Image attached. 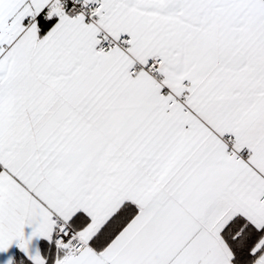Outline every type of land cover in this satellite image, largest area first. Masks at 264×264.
Segmentation results:
<instances>
[{
  "label": "snow or ice",
  "instance_id": "snow-or-ice-1",
  "mask_svg": "<svg viewBox=\"0 0 264 264\" xmlns=\"http://www.w3.org/2000/svg\"><path fill=\"white\" fill-rule=\"evenodd\" d=\"M54 235L51 264H264V0H0V252Z\"/></svg>",
  "mask_w": 264,
  "mask_h": 264
},
{
  "label": "crops",
  "instance_id": "crops-1",
  "mask_svg": "<svg viewBox=\"0 0 264 264\" xmlns=\"http://www.w3.org/2000/svg\"><path fill=\"white\" fill-rule=\"evenodd\" d=\"M34 227H35V225H28V224L25 225L24 232H25L26 238L31 236V234L34 230ZM52 241L50 242L47 239L42 238V237H33L31 242H30V245H29L30 253L32 255L39 253L42 257H44V255L42 253L41 245H42V243L51 244V243H53ZM17 253L22 254L28 260H30L29 256L26 255L23 251H21L20 248L18 247L17 243L14 242L6 252H0V264H7L8 260H11L12 264H14L15 257H16ZM30 261L32 262V260H30Z\"/></svg>",
  "mask_w": 264,
  "mask_h": 264
},
{
  "label": "trees",
  "instance_id": "trees-1",
  "mask_svg": "<svg viewBox=\"0 0 264 264\" xmlns=\"http://www.w3.org/2000/svg\"><path fill=\"white\" fill-rule=\"evenodd\" d=\"M41 248H42V253L44 257L45 256L48 257L49 264H51V259L52 257H54L55 251H56L55 244L54 243H51V244L42 243ZM14 264H33V263L30 260H28L25 256H23L22 254L17 253Z\"/></svg>",
  "mask_w": 264,
  "mask_h": 264
},
{
  "label": "built area",
  "instance_id": "built-area-1",
  "mask_svg": "<svg viewBox=\"0 0 264 264\" xmlns=\"http://www.w3.org/2000/svg\"><path fill=\"white\" fill-rule=\"evenodd\" d=\"M55 239H56V237H55V235H54V236H53V241H52L54 244H55Z\"/></svg>",
  "mask_w": 264,
  "mask_h": 264
}]
</instances>
